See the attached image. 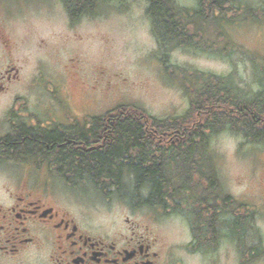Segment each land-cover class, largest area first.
Masks as SVG:
<instances>
[{
    "label": "rangeland",
    "instance_id": "374dc122",
    "mask_svg": "<svg viewBox=\"0 0 264 264\" xmlns=\"http://www.w3.org/2000/svg\"><path fill=\"white\" fill-rule=\"evenodd\" d=\"M170 2L187 8L196 5L195 0ZM232 4L237 8L229 15L234 16L232 21L223 20L220 26L214 25L217 21L209 23L207 43L213 51H203L159 43L148 12L149 0L103 1L95 13L81 17L73 26L60 0H28V78L37 76L39 82H28V103H38V97L47 92L37 69L39 62L46 60L44 70L51 75L76 55L78 72L70 77L91 80L98 87L95 99L91 95L98 114L134 106L158 118H183L190 108L184 77L196 85L187 71L231 76L238 88L257 91L260 70H264L260 67L264 66V0H232ZM73 91L74 104L80 101L83 106L85 84ZM9 99L10 95L0 99V114ZM188 116L186 121H197L195 114ZM207 150L208 169L217 179L211 194L230 197L229 209L243 203L253 212L235 209V214L251 215L259 231L256 240L264 249V148L227 130L215 134ZM193 183H200L197 194L206 193L201 181ZM56 187L72 206L91 210L95 219L122 221L127 216L148 225L169 249L171 264H264V253L250 258L245 247L237 249L240 253L233 251L226 239L213 243L212 251L194 248L188 216L174 212L172 205L161 210L139 204L141 194L132 186L125 189V196L117 190L103 192L88 179L78 183L57 179Z\"/></svg>",
    "mask_w": 264,
    "mask_h": 264
},
{
    "label": "flooded vegetation",
    "instance_id": "af4514ba",
    "mask_svg": "<svg viewBox=\"0 0 264 264\" xmlns=\"http://www.w3.org/2000/svg\"><path fill=\"white\" fill-rule=\"evenodd\" d=\"M60 1L72 26L97 10L95 0L81 9L71 0ZM195 1L192 8L173 3L182 10L181 16L173 18L174 37L177 26L179 34L183 30L208 35L209 23L217 21L214 25H222V12L209 17L208 12L202 11L203 7L208 8V0ZM195 41L200 42L201 38ZM170 42L186 46L176 37ZM75 60L77 55L62 62L57 73L51 75L44 70L46 60L39 62L37 69L44 79L42 83L47 84V92L38 97V103L29 104L28 82H39L37 76L28 78V0H0V99L10 95L0 114V264H171L169 249L148 225L127 216L122 221L95 219L91 210L72 206L56 187L57 179H69L64 164L79 160V153L95 152L111 143L113 128L117 126L109 118L113 110L96 112L94 96L98 87L91 80L71 79L78 72ZM83 84L86 91L82 106L80 101L74 104L72 95ZM101 116L108 118L97 123ZM139 127L146 129V136L154 137L157 151L158 131L149 125ZM203 165L204 216L215 217L216 226L211 233L205 231L206 235H202L204 248L211 251L209 239L216 245L226 239L233 251L239 252L241 226L236 223L235 231L226 233L228 228L220 223L224 217L223 199L208 194V180L204 178L208 166ZM215 202L216 210L210 205ZM156 207L164 210L160 205ZM189 222L193 246L195 232ZM248 222L244 244L251 258L257 250L263 254L264 249L256 240L257 226L253 220Z\"/></svg>",
    "mask_w": 264,
    "mask_h": 264
},
{
    "label": "trees",
    "instance_id": "16d2710c",
    "mask_svg": "<svg viewBox=\"0 0 264 264\" xmlns=\"http://www.w3.org/2000/svg\"><path fill=\"white\" fill-rule=\"evenodd\" d=\"M71 1L72 5L76 4L75 6L81 9L90 0ZM93 1L91 0V3ZM103 1L106 0H95L96 7ZM236 9L232 0H208V8L203 7L202 11L208 12L209 17L216 11L222 12L223 19L230 22L234 16L229 15ZM148 12L152 23L156 22L153 31L160 37L162 45L171 43L170 41L176 37L183 45L199 47L203 51H213L212 46L207 43L209 34L206 35L204 32L197 34L193 31L189 34L183 33L182 30L179 34L177 26L175 37L173 36L171 30H175L176 26L173 18L182 14V10L173 2L171 4L169 0H149ZM196 38H201V41H195ZM259 66L256 65L258 68ZM260 71L258 79L260 88L248 92L238 88L231 76L187 71L186 74L191 73L195 78L196 85L189 84L184 77L183 87L190 97V108L183 118H158L134 106L113 110L109 118L117 126L112 131V142L96 148L95 152L79 153V160H71L64 164V172L69 176L67 181L78 183L88 179L99 190L105 192L116 189L121 196H125L127 192L125 189L132 186L133 191H139L141 194V199L138 196L137 200L139 204L160 205L166 210L172 205L171 209L174 212L188 216L193 223L195 232L193 247L198 250L204 249L202 235H206L205 231L211 233L216 229L215 217L204 216L206 210L204 195L196 193L200 183L193 182H202L203 164L209 165L210 159L207 149L211 138L217 133L228 130L241 134L250 143L264 148V70ZM190 114H195L197 121H186ZM106 118L108 117L101 116L96 122H103ZM139 125H149L158 131L160 145L157 151L154 149V137L146 136V129L140 128ZM157 155L159 161L156 160ZM204 178L208 180L206 186L208 194L212 195L211 190L215 187L217 179L209 169L207 173L204 170ZM216 197L217 193L215 199ZM221 198L224 200V217L221 219L220 216V223L222 222L231 234L235 231L236 223L241 226V244L244 248L246 231L249 230L248 221L251 220L250 214L253 212L249 211L245 204L238 203L240 210L244 209L250 214H240V212L235 214V209L238 208L235 206L234 209L231 205L232 208L229 209L226 205L230 197L226 195V197L220 196ZM210 205L216 210V202ZM210 205L208 209L212 208ZM227 213L231 214L229 220L226 218ZM208 245L212 251L214 249L212 240L209 239ZM253 247L255 250L258 249ZM244 250L247 251L248 247ZM260 255V251L257 250V254L251 258Z\"/></svg>",
    "mask_w": 264,
    "mask_h": 264
}]
</instances>
